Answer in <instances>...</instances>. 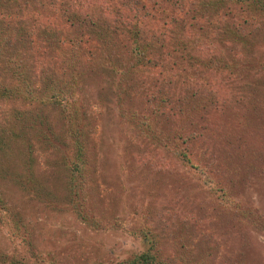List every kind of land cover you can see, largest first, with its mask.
Masks as SVG:
<instances>
[{
  "label": "rangeland",
  "instance_id": "374dc122",
  "mask_svg": "<svg viewBox=\"0 0 264 264\" xmlns=\"http://www.w3.org/2000/svg\"><path fill=\"white\" fill-rule=\"evenodd\" d=\"M170 1L64 0L83 29L60 0L0 9L6 58L28 60L49 26L60 41L55 70L5 81L15 62L0 64V264H264V23L214 47L226 70L204 71L173 30L132 24L131 8L178 17Z\"/></svg>",
  "mask_w": 264,
  "mask_h": 264
},
{
  "label": "trees",
  "instance_id": "16d2710c",
  "mask_svg": "<svg viewBox=\"0 0 264 264\" xmlns=\"http://www.w3.org/2000/svg\"><path fill=\"white\" fill-rule=\"evenodd\" d=\"M22 1V2H21ZM63 3L64 7V0H60ZM180 1V2H179ZM176 6L173 4V0H171L169 3L172 7H175V11L179 14L178 17H173L172 15H166V21H163L161 23H158L156 19H152V16L154 14L152 13L151 9H147L150 12H147L146 15H139L137 8H131V11L133 12V15L131 18H133V25L135 27H145L142 25V22H139L140 18H145L143 22H146V19H151L154 22V27L159 30H162L163 32L169 31L170 34L171 30H173V38H172V48L177 50H180L182 55L181 61H187L188 63L192 64L195 62V58H201L206 59L203 62H199L195 64L197 68L204 71H224L226 70V67L221 66V61L216 58L215 49L217 45L222 44V50L226 48L227 44L229 42L233 43H241L243 44L246 41V38L248 36V33H242L241 30H243V26L247 27L248 23L261 21L264 23V0H179ZM21 2V3H20ZM39 3L37 0H0V9L3 10L2 13L8 11L6 9V3H10L12 7L17 11V13H23L25 10V13L28 12L29 6H31L32 3ZM53 3V2H51ZM55 6V4H52L51 7ZM38 10V9H37ZM67 12V18L66 22L69 27L76 26L75 28H81L82 29L85 26L84 19L79 15L75 14L72 9H68L67 7H64L62 11L65 13ZM221 10L223 12H221ZM33 12H35V9H33ZM163 12V11H162ZM248 13L245 14V13ZM177 14V15H178ZM231 14L230 21L231 24H229L228 27V21L225 20V17ZM98 19H100L99 15ZM102 16V15H100ZM247 17V18H246ZM218 20L224 22L223 28H218ZM158 23V24H157ZM8 25V24H6ZM21 25V24H19ZM17 24V27L19 26ZM102 25V24H101ZM192 25V26H191ZM257 26V22L254 24ZM15 27H12L14 29ZM131 26L127 29L129 32ZM111 28V27H110ZM98 28H95L94 31H97ZM125 29V31H127ZM9 29H0V64L4 67V70L8 67L6 66V63L11 64L13 61L15 62V66L13 67V70L11 73L8 72L4 75V80L7 81L9 78L12 80V76L20 77L24 80L25 77H31L32 74L37 73V64H40V68H50L55 70L53 65V56L52 52L50 51V48L47 49L46 46L56 48L57 46H60V41L57 39L55 43L53 41H50L49 37H52V30L49 26L48 32L49 37H43L45 35L41 31L40 34H42L41 39H36L37 41H44V43H41L40 45H37V52L31 53L30 56H28V60L26 58L20 57L17 53H11L12 57L6 58L4 54L6 51L4 48H8V44L10 43L9 39ZM104 31H109V29L103 28ZM81 34V30L77 32V34ZM127 32V33H128ZM220 32V34H219ZM39 33V32H38ZM99 33V31H97ZM61 35V34H60ZM59 35V36H60ZM217 36L224 37L222 38V41H218L215 38ZM201 37V38H200ZM44 38H47L46 40ZM53 38V37H52ZM99 38V37H98ZM97 38V39H98ZM75 39L68 42L69 45H77L78 41H74ZM105 40V38L103 39ZM30 41V40H28ZM103 42V41H102ZM133 43V42H132ZM246 46V45H245ZM15 48V47H13ZM12 48V49H13ZM136 47H132L131 44H129V52L128 54H132L133 50ZM200 48L202 51L207 52V57H201V55H190V51ZM220 48V46H219ZM10 49V46H9ZM49 50V51H48ZM74 50V49H73ZM187 50V51H186ZM12 51V50H11ZM187 52V53H186ZM217 52V51H216ZM133 57L136 56V54H132ZM4 58L8 59L5 60ZM185 58V59H184ZM26 61H29V65H26ZM137 62V61H135ZM131 64V67L135 69V66ZM57 67V66H55ZM17 69V70H16ZM26 70L31 71L30 75H26ZM21 83H18L19 85H22L23 81H20ZM28 85H31L28 81L26 82ZM186 83L184 82L183 86ZM53 86L56 87L57 84L55 81L52 83L50 82L49 85L42 88L39 93H37V104L45 103L48 100L55 98L56 94H47V92L54 91ZM37 87H34L31 89V91H35ZM55 99H52L51 101H54ZM194 106L192 105L191 108ZM189 108V109H191ZM186 113V111L184 110ZM216 112V111H215ZM198 172L201 173L200 169H198ZM130 264H155L154 258L150 254H141L139 256H136L133 258L132 262Z\"/></svg>",
  "mask_w": 264,
  "mask_h": 264
}]
</instances>
